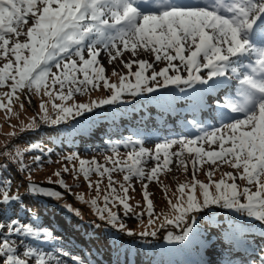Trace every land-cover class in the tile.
<instances>
[{
	"label": "snow or ice",
	"instance_id": "obj_1",
	"mask_svg": "<svg viewBox=\"0 0 264 264\" xmlns=\"http://www.w3.org/2000/svg\"><path fill=\"white\" fill-rule=\"evenodd\" d=\"M29 20L31 26H28ZM21 36L25 37L23 41ZM101 51L108 53L109 63L120 59L123 67L128 69L127 74H119L118 84L110 83L105 76V68L98 59ZM125 52H130L132 57L141 52L150 53L155 62L167 63L156 71L154 64L147 60L124 61ZM134 64L138 68L132 72ZM149 69L152 70L150 76L147 75ZM170 69L175 74H169ZM182 70L186 76L180 74ZM117 74L114 68L113 75ZM129 77H134V82ZM233 81L234 93L230 92L217 109L220 127L211 131L200 128L202 134L193 138L183 136L156 143L154 152L144 147L133 148L124 158H119V152L113 148L114 155L106 157L111 167L95 159H81L76 153L64 158L66 161L78 160V169L75 165L71 169L73 178L78 179L79 174H83L89 189L93 188L90 174L95 172L101 177L95 182V198L85 201L83 194H74L75 198L90 204L99 219L106 220L128 236L135 233L118 222L119 217L112 207L121 205L125 214L133 211L128 202L132 199L128 195L130 189L135 191L131 184L133 177L141 181V194L149 217L147 224L152 226L160 217L154 216L148 183H160V175L171 171L173 158L185 172L190 163L192 181L177 185L172 194L176 202L168 197L167 186H162L170 211L163 214L159 227L173 225L179 228V234L168 231L164 239L183 249L194 245L211 246L210 238L197 229L199 217L207 214L209 223L205 229L210 226L218 229L224 255L222 264H234L231 256L240 249L248 252L249 226L244 220L214 223L213 206L259 222L264 228V0H0V87L10 89L0 94L7 98V102L0 99V110H6V114L13 112V100H19L17 92L25 89L37 96L48 97L39 105V120L58 125L71 116L115 104L125 93L138 96L155 93L157 89L166 90L160 100L168 107L174 100L189 99L199 108L205 95L232 85ZM101 82L104 89L110 90V96L87 104L65 103L75 94L99 89ZM170 85L176 88H169ZM57 100L61 103H56ZM28 102L31 104L30 98ZM49 104L54 118L49 114ZM20 106L23 108V103ZM191 123L198 124L195 119ZM27 127H37L35 117ZM175 145L180 146L179 150L170 152ZM204 145H208V149ZM213 145H216L215 149ZM5 147L2 154L7 163H0V264H86L81 256L69 250L44 252L26 245V239L50 242L58 238L50 229L20 219L22 211L31 215L18 191L24 180L17 185L15 194H10L13 178L4 173L13 163L19 165L15 169L17 174L28 173L25 196L60 201L64 194L32 179L33 169L22 162L25 151L17 148L13 154L7 150L11 146ZM38 148L39 145L33 143L28 151ZM47 151L51 153L52 149ZM33 160L39 166L41 156H35ZM150 160L155 161L154 166L146 171L145 166ZM205 163L209 164L204 170L207 183L196 178ZM224 164L235 169L236 174L223 172L218 181L213 180ZM62 171L67 173L69 168L65 166ZM115 172L123 173V182L114 179ZM52 175L57 179L53 181L49 176V184L55 183L71 191L61 170ZM105 176L108 185L103 190V207H100V185ZM237 177L246 182L243 189L236 183ZM63 206L79 215V210L72 205ZM14 209V215H10ZM139 235L155 237L157 231L145 229ZM261 239H264V232ZM259 251L264 253V247ZM183 264L206 262L186 261ZM235 264H257V261L242 260ZM258 264H264V255L259 256Z\"/></svg>",
	"mask_w": 264,
	"mask_h": 264
},
{
	"label": "rangeland",
	"instance_id": "obj_2",
	"mask_svg": "<svg viewBox=\"0 0 264 264\" xmlns=\"http://www.w3.org/2000/svg\"><path fill=\"white\" fill-rule=\"evenodd\" d=\"M31 26V20H29V25ZM26 31V28L24 29ZM25 39L24 36L20 37V40L23 41ZM174 54V53H173ZM144 55L143 52H141L140 55L137 57H132L130 52H125L122 59L124 61H128L131 59H140ZM187 55V53H185ZM99 62L104 63V68L106 71V77L108 78L110 83H119V74H127L128 69L124 68L121 60L117 59L116 61H113L112 63H109V57L108 53L106 51H101V55L98 58ZM167 62H162L160 64V68L156 71H159L160 69L164 68L166 66ZM115 68L117 75H113V69ZM136 68H138V65H133L131 71L135 72ZM55 71V69H53ZM149 72H147L148 75ZM174 74V73H170ZM151 75V74H150ZM187 73L184 72L183 76H186ZM132 82H134L133 77H129ZM158 79H162L159 78ZM181 87H185L181 85ZM10 89L8 87H0V94L9 91ZM158 92V89L155 93ZM152 94L154 93H141L138 96H132L131 94L125 93L122 95L121 99L117 101V103L112 105H102L101 107L94 108L92 112H85L80 116H71L68 118L67 121L61 122L58 125H52L50 123L45 124L39 120L38 114L40 113V103L43 99L44 101L48 100V97L37 96L35 92H28V90H24L23 92H17L16 95L19 96V100H13V103L11 105L13 112L10 114H6V110H0V163H7V160L5 159L4 155L2 154L6 150V145H9L7 150L13 152L15 154L16 149H20L24 151L21 148V143L17 139V136L25 133L26 131H33L37 130L41 127H57L58 135L68 132V131H74L75 126L72 125V122H79L83 120L86 116L90 114H98L105 119L110 117L113 114L120 115L122 112H131L136 108L144 107L147 101H152L151 98ZM111 95L110 90H106L103 87V84L101 82V86L97 90H90L87 93H80L75 94L73 99L71 101H67L65 103L68 104H74V103H90L91 101H99L101 99H104ZM31 100V104H29L28 100ZM0 99H3L4 102H7L6 97L0 96ZM179 100H186V103L177 104L176 102ZM158 101V100H157ZM56 103H61V101L57 100ZM21 103H23V108H21ZM159 103V101H158ZM179 105L180 107L185 106H192V102L189 99H178L174 100L171 105ZM49 108V114L54 118L55 113L51 109V104L48 105ZM160 107H155L156 110H158ZM214 112H217V110H213ZM36 118L37 127L35 129H28V125L31 123L32 118ZM218 119V123H220V119ZM203 124V122H200ZM221 126V123H220ZM24 129L22 132L21 129ZM175 132V133H174ZM15 133V135H12ZM161 139L164 141L172 140V139H179L183 136H188L189 138H193L196 135H187L183 130H181L179 127L176 129H166L161 133ZM136 136L140 139L141 142L144 143H150L153 144L148 136H143L141 134H134L130 136L129 139H120V140H112L111 145L114 148H124L128 146H132L135 144H131L129 140ZM179 145L173 146L169 151L175 152L179 150ZM127 152L120 153L119 158L126 157ZM187 155V154H186ZM111 156L110 154L106 157ZM30 159V158H28ZM23 162V159H22ZM174 163V162H173ZM24 164V163H23ZM25 165V164H24ZM76 166L78 169L79 163L78 161H68L65 165L57 167V170H61V176L65 180V182L70 186V188H73L71 190V196L68 194H64L63 200L57 201L53 198V201L58 202L62 205L68 204L72 205L74 209L79 210V215L75 212V217L78 220V223H85L87 224L88 230L92 231L94 236L101 238L99 244H100V251L103 254H110L113 257H119V258H126L129 260L135 259L138 261L139 264H166L168 261H178V258L176 256L172 255V249L178 247L179 245L176 243H169L167 240H165L163 243H161V238H164V236L167 234L168 231H172L174 234H179L180 229L176 228L173 225H168L165 228H160L159 225L162 223L163 220V214L168 213L170 211L169 206L166 203V197L164 193V189L162 186H167L168 188V197H171L173 199V202L175 201V197L172 195L173 192L176 191L177 185L184 182L191 183L192 176L187 177V174H169L167 172H164L162 175H160V183H157L156 181L148 183V191L151 193L150 199L153 200L154 203V216L160 217L159 220H156V222L152 226H148L147 221L149 219L147 211H146V202L142 198V188H141V182L139 180H133L131 182L132 186L135 188V191H132L130 189L128 195L132 197L128 202L132 206L133 211L125 214L124 209L121 205H116L115 207H112V211L116 212L119 221L126 225L127 229L132 230L135 235L128 236L125 232H121L118 230V228H113L111 225L107 223L106 220L99 219L98 214L96 213L95 209L92 208L90 204L83 203L78 201L75 198L74 194H83L85 201H88L92 198L96 197V189H95V182L100 180L101 177H99L95 172L90 174V180L93 182V188H88V182L84 180L83 174H79L78 179L73 178V173L71 169L73 166ZM103 165H107L108 167H111V163L107 162L106 159L103 162ZM67 166L69 168V172L65 173L62 171V169ZM14 168L19 167L18 164L13 163L9 169L13 170ZM204 168H201L200 171L197 174V179L200 181H203L205 183L208 182L207 177L204 174ZM55 171L50 173V176ZM242 171V170H241ZM223 172H233V174H236V170L232 169L229 165L224 164L221 166L220 170L215 173V175L212 177L213 180H219L221 178V173ZM22 177L24 178L25 185L27 184V173L22 172ZM193 175V170H192ZM113 177L118 182H123V173L115 172L113 173ZM35 181H38L40 183L44 182L46 183L48 181V178L45 176H36L34 179ZM147 182V181H144ZM231 183V181H228ZM236 183L239 185L240 189H243L246 182L243 180H240L237 177ZM57 185V184H55ZM108 180L105 176L103 178V181L100 185L101 187V196L100 200L98 201V205L100 207H103V190L107 187ZM117 188H119V185H116ZM49 189L57 190V187H49ZM253 190H255L253 188ZM187 191V190H186ZM197 195H199V190L197 188ZM62 209L65 210L68 214H70V211L62 206ZM213 212V222H218L221 224H226L227 222L231 220H244L246 225L249 227L251 226H260L259 222H256L252 219H246L244 217L238 216L236 213H234L231 210L228 209H221L218 206H213L212 209ZM22 212L19 213L21 215ZM200 223L197 225V229L201 231L202 233L205 232V226L209 222V217L207 214H204L199 217ZM72 223L76 224V222L72 219ZM261 227V226H260ZM147 229L148 231L156 230L157 235L155 237L152 236H140L139 233ZM95 231V232H94ZM103 238V239H102ZM156 239L158 240V243H156ZM54 241V240H53ZM37 242V243H36ZM33 241L32 239H26L25 243L26 245H31L34 248H37L44 252H55L56 249H64L62 246L58 244H45L47 242L44 241ZM50 241L49 243H51ZM250 248L254 249L253 255L255 258H259V256L264 255V253H261L259 251L260 247L258 246H249ZM65 250V249H64ZM222 264V259H221ZM235 264V263H234ZM258 264V261H257Z\"/></svg>",
	"mask_w": 264,
	"mask_h": 264
},
{
	"label": "trees",
	"instance_id": "obj_3",
	"mask_svg": "<svg viewBox=\"0 0 264 264\" xmlns=\"http://www.w3.org/2000/svg\"><path fill=\"white\" fill-rule=\"evenodd\" d=\"M34 133V135H32V136H30V137H28V139H26V142H25V144L26 145H29V144H33L34 143V141L35 140H37V141H41V139H43L44 137L41 135V134H39V132L37 133V132H33ZM48 140V137L46 138V140L45 141H47ZM23 141V140H22ZM21 141V142H22ZM20 142V143H21ZM33 168V167H32ZM13 170H10V171H8L7 173H4V175H6V176H11L12 178H13V183H12V187L14 188V190H15V192H16V190H17V185L18 184H20V182H21V175L20 174H14L13 172H12ZM45 172H47V171H45ZM45 172H43V173H45ZM41 173V172H40ZM40 176H44L43 174L42 175H40ZM26 191L25 190V187L24 186H20L19 187V189H18V191H19V194L22 196V194H21V191ZM15 192H14V194H15ZM24 199H26L27 201H29V203H30V205H31V207L33 208V209H35L36 207H39V205L37 204V202H35L34 200H32L29 196H25V195H23L22 196ZM41 205H44V206H46V208H48V206H47V204H45L44 202H42L41 203ZM25 206H28V204H25ZM89 226L87 225V224H84V227L82 226V234H83V236H85L86 235V233H85V230L84 229H87ZM103 239V238H102ZM88 240H89V242H90V247L88 248L89 249V253H94L95 252V248L97 247V248H99V245H98V243H99V238H95L93 235H91L89 238H88Z\"/></svg>",
	"mask_w": 264,
	"mask_h": 264
},
{
	"label": "clouds",
	"instance_id": "obj_4",
	"mask_svg": "<svg viewBox=\"0 0 264 264\" xmlns=\"http://www.w3.org/2000/svg\"><path fill=\"white\" fill-rule=\"evenodd\" d=\"M38 175H42V173L38 174Z\"/></svg>",
	"mask_w": 264,
	"mask_h": 264
}]
</instances>
